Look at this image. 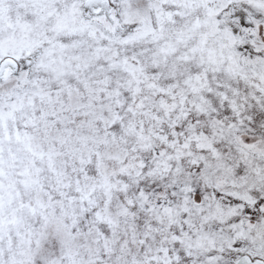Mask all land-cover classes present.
Masks as SVG:
<instances>
[{
	"label": "snow or ice",
	"instance_id": "obj_1",
	"mask_svg": "<svg viewBox=\"0 0 264 264\" xmlns=\"http://www.w3.org/2000/svg\"><path fill=\"white\" fill-rule=\"evenodd\" d=\"M0 264H264V0H0Z\"/></svg>",
	"mask_w": 264,
	"mask_h": 264
}]
</instances>
